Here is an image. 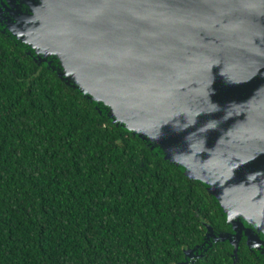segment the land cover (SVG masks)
Instances as JSON below:
<instances>
[{
  "label": "water",
  "instance_id": "obj_1",
  "mask_svg": "<svg viewBox=\"0 0 264 264\" xmlns=\"http://www.w3.org/2000/svg\"><path fill=\"white\" fill-rule=\"evenodd\" d=\"M0 32L207 188L232 232L186 259L264 255V0H0Z\"/></svg>",
  "mask_w": 264,
  "mask_h": 264
},
{
  "label": "trees",
  "instance_id": "obj_2",
  "mask_svg": "<svg viewBox=\"0 0 264 264\" xmlns=\"http://www.w3.org/2000/svg\"><path fill=\"white\" fill-rule=\"evenodd\" d=\"M207 188L0 32V264H234ZM237 264H264L243 241Z\"/></svg>",
  "mask_w": 264,
  "mask_h": 264
}]
</instances>
